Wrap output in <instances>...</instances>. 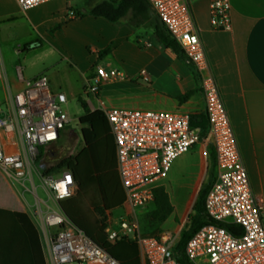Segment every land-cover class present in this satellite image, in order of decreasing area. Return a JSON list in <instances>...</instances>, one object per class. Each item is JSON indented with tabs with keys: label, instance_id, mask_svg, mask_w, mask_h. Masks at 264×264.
<instances>
[{
	"label": "built area",
	"instance_id": "1",
	"mask_svg": "<svg viewBox=\"0 0 264 264\" xmlns=\"http://www.w3.org/2000/svg\"><path fill=\"white\" fill-rule=\"evenodd\" d=\"M23 11L53 0H16ZM158 19L166 26L200 74L201 90L208 119L206 142L215 149L216 178L206 197V211L214 221L236 225L242 233L208 224L188 241L185 254L189 264H264V194L251 187L217 82L209 72L199 29L188 0H147ZM211 26L215 31H231L230 0H209ZM78 15L70 10L68 19ZM149 45V44H148ZM96 76L88 93L96 96L103 83L125 79L116 69L95 68ZM143 80L150 78L145 70ZM19 79L24 89L8 90L5 109L0 107V167L12 178L32 177L40 146L55 143L71 122L64 92H54L47 76ZM2 78L0 51V79ZM113 139L115 170L130 209L144 208L154 200V189L165 180L175 160L198 142L200 129L191 126L192 114L186 111L143 109L102 104ZM3 115V116H2ZM53 205L43 202L33 211L45 246L48 264H119L65 213L62 203L75 197L77 185L71 171L41 177ZM107 221L105 233L112 243L132 240L147 264H179L169 234L144 236L134 214L126 213L116 223Z\"/></svg>",
	"mask_w": 264,
	"mask_h": 264
},
{
	"label": "crops",
	"instance_id": "2",
	"mask_svg": "<svg viewBox=\"0 0 264 264\" xmlns=\"http://www.w3.org/2000/svg\"><path fill=\"white\" fill-rule=\"evenodd\" d=\"M9 1L12 2V6L8 5ZM98 2L97 0L95 3ZM230 2L232 30L215 31L211 26L210 1L188 0L199 29L209 72L215 78L224 101L252 190L256 195H263L264 0ZM41 6V14L30 15L27 21L38 33V38L31 44L41 42V45L33 50L48 48L51 56L60 58V63L66 62L71 66V70H77L80 78L77 82L83 86L84 93L96 76L95 66L107 70L116 69L126 76L125 79L101 85L99 93L93 95L96 102V106H93L96 110H101L104 104L186 111L192 116L205 113L201 85L191 65L179 59L172 50L161 48L154 40L150 27L133 25L131 14L113 23L101 17L79 16V12L86 9L87 0H53ZM70 10L77 13L78 17L68 19ZM24 13L26 11L19 7L16 0H0V37L4 43L15 41L14 35H10L12 33L10 26L20 23ZM156 18L158 17L153 13V20ZM58 26L61 28L52 33L51 31ZM107 48H111V53L101 57L100 53ZM16 52H20V49ZM8 62L1 52L0 103L5 101L4 104L7 103L8 90L17 93L25 87L24 82L19 79V71L24 80L42 76V72L24 75L22 67H16V75H13L10 73ZM142 70L148 73L149 82L143 80L140 74ZM53 76L54 72L49 71L47 77L51 89L53 88L54 92H63L56 88ZM191 91L195 93L189 99L180 100ZM203 142L208 148L212 146L206 140ZM49 146L44 147L47 150ZM192 149L174 161L167 178L159 185L165 187L173 206V213L166 221L159 222L151 216L155 209L154 200L144 208L132 210L127 207L119 185L121 202L115 211H105L106 218L100 226H105L109 221L116 227L117 221L126 213H130L134 214L138 221L142 235L159 237L169 234L175 239L176 244L182 228L189 219L188 216L187 220L183 221L188 197L193 186L203 177L204 164L197 161L199 171L185 192L174 186L170 173L178 161L185 158L194 159L189 155ZM206 153L208 155V152ZM28 182L31 187L26 185ZM43 202L45 200L39 196L33 175L24 181H18L0 167V264H41V254L44 263L48 264L41 231L33 217V211L38 204L45 207ZM117 210L121 211V214H115ZM98 218L100 220L99 215ZM178 225L182 228L178 229ZM128 241L134 248V254L130 257L114 255L119 264H147L140 257L134 242Z\"/></svg>",
	"mask_w": 264,
	"mask_h": 264
},
{
	"label": "rangeland",
	"instance_id": "3",
	"mask_svg": "<svg viewBox=\"0 0 264 264\" xmlns=\"http://www.w3.org/2000/svg\"><path fill=\"white\" fill-rule=\"evenodd\" d=\"M96 1L94 0V3ZM89 2L90 0H87V6ZM7 3L12 6L11 1ZM41 9L42 6H39L29 12L26 11L20 23L10 26L12 32L10 35H14L15 41L4 43L0 37V51L9 61L8 67L13 75H16V67H22L24 75L42 72V76H47L49 71L50 73L54 72L53 77L55 85H57L56 88L65 92L68 96V104L64 105L63 108L68 111L71 122L63 130L58 143L49 146L47 150L44 146L38 148L39 153L44 155L41 163L46 166H54L67 156H75V161L63 169V171L68 170L74 174L78 186L74 201L67 204V214L112 254L130 257L134 254L133 246L129 243H112L108 241L106 236L102 234L103 230L100 227L98 213H96V208H101L104 212L106 210L109 212L115 211L121 199L114 165L112 140L105 119L100 114L101 110L94 108L96 106L95 97L87 95L88 89H85L84 93L83 86L77 82L80 79L77 70H71V66L66 62L60 63V58L51 56L48 48L24 50L25 45L31 44L35 38H38L37 31L31 28L27 22L29 16H39ZM146 27L149 28L150 26L147 25ZM19 49L20 52H16ZM3 102L5 103V101H2L0 107L5 109L6 104ZM90 102L92 105H90ZM83 103L87 105L88 110L83 108ZM206 152H208V155ZM189 155L193 156L194 159L185 158L178 161L170 173L174 186L185 192L199 171L197 163L201 164L203 162L204 164L203 177L193 186L188 197V205L183 218L184 222L191 213L200 185L204 180H207L210 167L209 148L206 147L205 142L199 141ZM41 177L43 176L39 170V165H33V178L39 196L47 201L48 205L52 206L53 203L48 197ZM26 185L31 187L29 182ZM27 197L32 200L29 194H27ZM44 209L46 210L45 207ZM117 213L121 214V211L117 210L115 214ZM181 228L178 225V229Z\"/></svg>",
	"mask_w": 264,
	"mask_h": 264
},
{
	"label": "trees",
	"instance_id": "4",
	"mask_svg": "<svg viewBox=\"0 0 264 264\" xmlns=\"http://www.w3.org/2000/svg\"><path fill=\"white\" fill-rule=\"evenodd\" d=\"M153 13L154 12L152 10V7L150 6L147 0H103L98 3H94V0H90L86 9L84 11L79 12V16L90 15L96 18L101 17V18L107 19L110 22L115 23V22L120 21L127 15L131 14L133 25L137 27L140 25L147 26V22H149V26L153 30V36H154V40L156 41V43L163 49L172 50L178 56L179 59L187 61V57L184 51L182 50L180 45L177 43V41L172 37V35L170 34L166 26L158 18L153 20ZM60 28L61 27L58 26L55 29H53L51 32L53 33L54 31L59 30ZM40 45H41V42H35V43L27 45L25 48L27 51H31L33 49L38 48ZM110 53H111V48H107L100 53V56L105 57V56H108ZM191 68L195 73L198 83L200 84L201 79H200L199 72L196 70V68L193 65H191ZM194 93L195 91H191L187 93L186 95H184L180 100L186 101ZM82 106L85 110H88V107L86 104L83 103ZM100 114L104 117L102 113ZM105 122L107 124L108 130L110 133V129H109L106 119H105ZM191 126L193 128L200 129L199 141L200 142L205 141L208 135V119H207L206 113H202L200 115H193L191 117ZM62 134H63V131L61 132L59 139L55 143H53V145H55L56 143L60 141ZM110 137H111V134H110ZM111 140H112V147L114 151V144H113L112 137H111ZM43 156H44L43 154H39L38 158L35 161V164L39 165V170L43 177L58 174L62 172L63 169H65L70 163L75 161V156L70 155V156H67L61 159L60 162L54 166H46L41 163V159L43 158ZM209 157H210V167L208 169L207 180L203 183L198 193V196L194 202L192 212L189 215L188 222L185 224V226L181 230L179 240L173 247L175 257L177 261L179 262V264H189L188 258L185 254L186 245L188 241L193 237V235L205 225L215 224L218 226H222L226 228L227 230L234 232L235 235H239L242 233L241 227L214 221L213 219L209 217L206 211V206H205L206 197L216 178V156H215V151L212 146L209 147ZM114 165H115V152H114ZM118 183H119V180H118ZM74 198L75 197L62 203V207L66 214H67L66 212L67 204L72 203L74 201ZM154 202H155V209L151 212V216L155 220H158L159 222L166 221L168 217L173 213V206L171 205L169 195L166 192L164 186H159L154 189ZM96 213H98L100 217V223H104L105 218H106L105 212L101 208H96ZM70 218L73 220V222L77 224V222L72 217ZM77 225L81 229H83L79 224ZM100 227L103 230L102 234L105 235L106 239L108 240L107 235L105 233V226L101 225ZM92 239L95 242H97L94 238ZM97 243L101 247L106 249L110 254H112L107 248H105L99 242ZM119 243H129L130 244L131 242L128 240H124ZM134 245L136 246L135 243ZM112 255L114 256V254ZM41 264H45L42 258V254H41Z\"/></svg>",
	"mask_w": 264,
	"mask_h": 264
},
{
	"label": "water",
	"instance_id": "5",
	"mask_svg": "<svg viewBox=\"0 0 264 264\" xmlns=\"http://www.w3.org/2000/svg\"><path fill=\"white\" fill-rule=\"evenodd\" d=\"M3 116V115H2Z\"/></svg>",
	"mask_w": 264,
	"mask_h": 264
}]
</instances>
